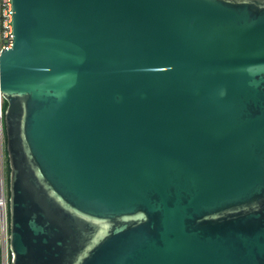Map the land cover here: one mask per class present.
<instances>
[{"label":"water","instance_id":"95a60500","mask_svg":"<svg viewBox=\"0 0 264 264\" xmlns=\"http://www.w3.org/2000/svg\"><path fill=\"white\" fill-rule=\"evenodd\" d=\"M12 19L11 264H264V0H12Z\"/></svg>","mask_w":264,"mask_h":264},{"label":"built area","instance_id":"2783aa9c","mask_svg":"<svg viewBox=\"0 0 264 264\" xmlns=\"http://www.w3.org/2000/svg\"><path fill=\"white\" fill-rule=\"evenodd\" d=\"M13 48V19L12 0H0V54L3 49ZM4 111L3 99L0 96V134L3 133ZM6 153V152H5ZM6 165L3 153L0 154V237L3 255L9 251V209H8V184L6 179ZM6 253V254H5ZM11 263V262H10ZM3 264V260H2ZM9 264V263H8Z\"/></svg>","mask_w":264,"mask_h":264},{"label":"rangeland","instance_id":"374dc122","mask_svg":"<svg viewBox=\"0 0 264 264\" xmlns=\"http://www.w3.org/2000/svg\"><path fill=\"white\" fill-rule=\"evenodd\" d=\"M5 146H6V143H5V133H4V131H3V133L0 134V154L3 153V160H4L5 165H6ZM6 253H7V256H8V257H6V256L3 255V258H2V260H3V264H8V263L11 264V263H10V262H11V255H10V253H8V251H7ZM6 253H5V254H6Z\"/></svg>","mask_w":264,"mask_h":264},{"label":"trees","instance_id":"16d2710c","mask_svg":"<svg viewBox=\"0 0 264 264\" xmlns=\"http://www.w3.org/2000/svg\"><path fill=\"white\" fill-rule=\"evenodd\" d=\"M7 105L6 103L3 101V111H5ZM6 179H7V184H8V181H9V166H8V160H7V157H6Z\"/></svg>","mask_w":264,"mask_h":264}]
</instances>
